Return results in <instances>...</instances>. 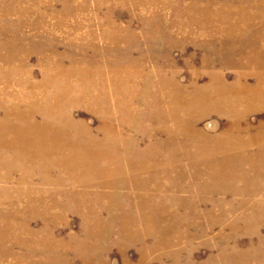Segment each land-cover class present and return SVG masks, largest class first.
Instances as JSON below:
<instances>
[{
  "label": "rangeland",
  "instance_id": "rangeland-1",
  "mask_svg": "<svg viewBox=\"0 0 264 264\" xmlns=\"http://www.w3.org/2000/svg\"><path fill=\"white\" fill-rule=\"evenodd\" d=\"M205 1L207 0H0V40L18 48L15 63L25 59L31 70L14 73L10 79L3 73L0 76V89L6 88L13 93L25 92L31 89L30 83L40 82L43 66L49 58L46 55L49 53L47 48L53 43H57L58 51L65 55L73 53V56L81 57V60L85 54L88 61L94 60L102 65L107 60H115L122 55H130L132 59L141 61L145 71L153 72L155 67L161 65L165 68L166 77L174 75L176 86L186 97L196 93L192 86L194 81L198 85L210 82L211 72L233 82L239 71H251L248 82L254 83L260 74V69L254 68L255 63H247L240 68L224 67L221 65L222 60L235 61L238 56L236 51H221V46L236 37V50L241 44L248 54L253 50L250 47L253 36L256 38L255 44H258L257 50L261 51L264 48L263 9L256 5V8L249 10L251 18L244 16V25L248 27L244 30L247 32L209 38L202 31L201 21L204 20V15L199 13L197 5ZM249 1L252 2H247V5L257 3L261 6L264 3V0ZM11 7L13 8L7 11ZM23 9L25 10L22 11ZM239 13L236 12L235 15ZM109 20L114 21L126 34L125 41H106L103 31L109 27ZM231 20L235 22L236 17H231ZM90 43L102 48V51L92 49L88 46ZM39 48L43 49L39 51ZM7 53L8 48L0 46V68L7 69L15 65L2 59L9 57ZM206 56L216 57L217 61L205 65L203 60ZM65 64L72 65L67 59ZM196 71L200 74L198 79L195 78ZM156 77L154 73L153 80ZM23 79H27L29 85L23 86L20 82ZM110 88L106 86L104 91L110 99H114L116 91ZM57 89L52 87V90ZM149 90L156 94L168 92L167 88L159 91L156 86H151ZM125 98L129 99V96L125 95ZM130 102L136 111L143 107L135 99ZM240 107L243 108H235ZM204 110L205 113L202 108L193 107L192 116L197 119L198 129L214 137L226 128L231 118L221 117L208 108ZM70 114L92 129L97 128L102 121L89 105L79 104L73 107ZM180 114L184 119H188L190 115L184 111ZM243 114L246 115L243 123L261 125L264 129V108L248 109ZM136 136L141 140L142 147L145 143L158 140ZM103 138V134H98V138L92 137V142L93 145L97 142L105 151ZM73 142L79 144V158L82 150L97 152L95 146L88 147L85 144L82 135H73ZM258 148L261 147L254 146L251 149ZM67 153L71 155L70 151ZM236 156L238 154L235 150H222L213 157L197 158L195 165L184 164L178 167L179 175L176 178H187L188 182L186 189L177 191L178 197L195 195L196 200L202 202L198 203L200 214L189 212L191 205L188 209V200V203L185 200L174 201V206L163 199L159 202L136 200L132 206L119 210L111 201L116 191L123 189L114 186L100 187L102 191L111 193V196L97 200L91 196V199L86 198L80 202L79 206L76 198L62 192H82L81 185L76 189H67L73 186L55 185L54 182L47 181V178L68 179V175L60 167L49 170L45 167L34 174L30 171L31 183H18L15 182L16 179L5 181L6 178H3L4 174L0 171V264H264V198L263 201L258 198L244 200L240 194L225 192L224 183L214 184L215 188L210 187L206 194L193 184L196 180L205 182L204 174L215 168H211L209 162L218 164ZM129 157L133 159L134 156ZM95 163L103 165L104 169L110 166L109 159ZM164 169L169 168H161ZM199 171L204 174L199 175ZM11 174L15 178L28 176L27 172L21 171H12ZM140 189L135 187L129 190L141 192ZM169 191L160 189L158 192L163 195L170 193ZM239 191L247 195L251 192L255 197L264 196V188L257 184L245 185L236 192ZM117 202L124 204L127 201L120 199ZM159 207L161 211L155 216L159 219V224H156L157 232L143 233L142 229L146 224L141 221H146L149 216L154 217L151 210ZM174 213H177L176 216ZM124 216L136 222V229H120L118 223ZM99 221L108 223L109 226L95 228ZM168 240H172L171 243Z\"/></svg>",
  "mask_w": 264,
  "mask_h": 264
},
{
  "label": "bare ground",
  "instance_id": "bare-ground-1",
  "mask_svg": "<svg viewBox=\"0 0 264 264\" xmlns=\"http://www.w3.org/2000/svg\"><path fill=\"white\" fill-rule=\"evenodd\" d=\"M195 1L200 2V0ZM247 2L252 1L207 0L206 4L197 3L199 13L204 15V20L201 21L203 33L209 38H214L222 34L247 32L244 30L248 28L244 25V16L251 18L249 10L256 8V5L264 11V3L260 6L257 3L247 5ZM236 12L242 13L243 16L235 15ZM234 16L236 21L232 22L231 17ZM108 22H110L109 27L103 31L106 41L108 43L122 39L125 41L126 34L114 21ZM235 42L236 37L231 38L230 42L221 46V51H236L238 58L235 61L222 60L221 65L240 68L244 64L254 62L256 65L254 68L260 69V74L254 83L248 82L251 71H239L233 82L211 72L210 82L198 85L197 81H194L192 86L196 89V93L193 92L187 97L182 95L180 88L176 86L174 75L166 77L165 68L161 65L155 67L153 72L145 71L141 61L122 54L119 58L107 60L106 64L102 65L94 60L88 61L84 53V57L79 60L81 57L76 58L73 53V55H65L64 52L58 51L57 43L49 44L47 48L49 55L46 54L49 58L43 66L40 82L29 85L27 79L20 80L23 86H31V89L25 92L13 93L6 88L0 89V171L4 174L3 178H6L5 181L16 179L15 182L18 183H31L30 171L34 174L38 169L40 172L45 167L49 170L57 166L68 175V179L47 178V181L54 182L55 185L73 186L67 189H76L81 185L82 192H62L66 196L76 198V204L79 206L80 202L91 196L95 200L111 196V193L102 191L100 187L114 186L123 189L117 190L114 194L117 196L113 195L111 201L113 202L111 204L119 210L125 206H132L136 200L159 202L163 199L173 206L174 201L188 200V209L191 205L189 212L200 214L198 203L202 202L197 201L195 195L187 198L178 197L177 191L186 189L188 183L187 178H176L177 174L179 175L178 167L184 164L195 165L197 158L213 157L222 150H235L238 154L235 158L223 160L218 164L209 162L211 168L214 166L215 168L205 174L198 172L199 175H206L203 176L205 182L196 180L193 184L198 190H203L207 194L210 187L215 188L214 184L224 183L225 192L240 194L244 200L257 198L262 200L263 195L255 197L251 192L247 195L236 191L241 190L245 185L253 184L264 188V129L261 125L253 126L248 122H242L246 116L243 113L248 109L264 108V48L261 51L257 50L258 44H255L257 42L253 36L250 40V47L253 49L251 53L247 54L241 44L236 50ZM10 45L0 40V46L8 48L9 56L2 59L15 64L7 69L0 68L2 71L0 76L4 73L7 79H10L14 73L31 71L27 67V60L15 63L18 48L15 49L13 44ZM88 46L96 51H102V48L94 43ZM82 48L86 50L85 46ZM42 49L39 48V51ZM66 59L72 65H66ZM216 61V57L212 56L209 58L206 56L203 60L205 65ZM154 73L157 76L156 80L152 78ZM195 78H200L197 71ZM106 86L116 91L114 99H110L105 93ZM151 86H156L159 91L167 88L168 92L156 94L149 90ZM52 87L58 89L52 90ZM96 90L98 92H95ZM125 95H128L129 99L125 98ZM131 99H135L143 107L139 111L134 110ZM78 103L94 108L100 121L102 119L97 128L92 129L89 125L73 118L70 112L73 107L79 105ZM237 106H243L244 110L241 107L236 109ZM193 107L202 108L204 113L206 112L204 109L207 108L211 112L216 111L221 117L231 118L230 122L223 131L210 137L197 128V119L192 116ZM183 111L190 114L188 119L182 118L180 113ZM76 134L84 136L88 147L93 145L92 137L98 138V134H103V146L106 150L104 151L97 142H94L93 146L97 152L82 150L79 158L77 155L79 144L73 142V135ZM136 135L158 140L145 143V147H142L141 140ZM254 146L261 148L252 150ZM68 151L71 155L67 153ZM160 153L163 155H159ZM129 156L134 157L130 159L132 157ZM104 159L110 160L109 168L104 169L103 165L95 163ZM164 166L169 169L161 170ZM12 171L27 172L28 176L15 178L11 174ZM135 187L141 188L142 191L129 190ZM160 189L164 192L171 191L160 195L158 192ZM120 199L127 202L124 204L117 202ZM160 211V207L151 210L154 217L149 216L146 221H141L146 224L142 229L143 233L157 232L156 224H159V219L155 216ZM102 222H96L95 228L109 226L108 223ZM118 225L123 231L136 229V222L126 216L121 218ZM171 241L168 240L169 243Z\"/></svg>",
  "mask_w": 264,
  "mask_h": 264
}]
</instances>
